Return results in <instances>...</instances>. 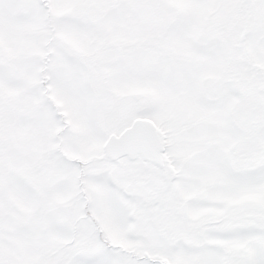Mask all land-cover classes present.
<instances>
[{
	"label": "snow or ice",
	"instance_id": "snow-or-ice-1",
	"mask_svg": "<svg viewBox=\"0 0 264 264\" xmlns=\"http://www.w3.org/2000/svg\"><path fill=\"white\" fill-rule=\"evenodd\" d=\"M0 264H264V0H0Z\"/></svg>",
	"mask_w": 264,
	"mask_h": 264
}]
</instances>
